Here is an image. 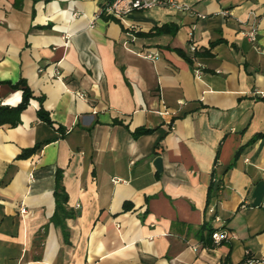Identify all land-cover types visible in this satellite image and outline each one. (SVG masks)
<instances>
[{"label":"crops","instance_id":"0c3cea01","mask_svg":"<svg viewBox=\"0 0 264 264\" xmlns=\"http://www.w3.org/2000/svg\"><path fill=\"white\" fill-rule=\"evenodd\" d=\"M107 1L0 0V105L21 102L24 79L50 119L31 99L17 126H0V264L263 257L264 0H176L190 11L122 21L102 13ZM164 26L175 30L155 33ZM57 170L66 234L51 221ZM208 220L228 240L203 245Z\"/></svg>","mask_w":264,"mask_h":264},{"label":"trees","instance_id":"16d2710c","mask_svg":"<svg viewBox=\"0 0 264 264\" xmlns=\"http://www.w3.org/2000/svg\"><path fill=\"white\" fill-rule=\"evenodd\" d=\"M174 30L175 28L164 26L160 28L159 30H156L155 33L164 32V31L173 32ZM185 59L188 61L189 64L192 63L189 58L185 57ZM12 88L20 90L22 92V99H21V102L15 107L0 105V126L2 125H10L11 127L17 126L20 123L21 112L27 108L31 99H37L40 103V107L37 111L38 117L50 123L49 115L42 107L43 98L35 97L33 94V91L31 90V88L28 86L27 82L24 79H20L17 83L12 85ZM150 132H152V130L145 129V128H139L134 131L133 135L135 137H138L140 135L149 134ZM257 137H260V136H257ZM42 145H43L42 143L35 144L31 148H26L22 150L21 154L18 155L17 159L19 160L28 159L29 157L34 155L36 152H38L41 149ZM217 190H218L217 186H215L214 184L210 185L208 192H207L206 210L209 208L210 204L216 197ZM54 198H55V211L51 218V221L53 222V224L60 226L63 232L66 234L67 232L65 229V220L67 218L73 217L74 213L72 212V210H69L67 208V195L62 185V173L60 170H57L55 174ZM129 208H130L129 204L125 203L123 205V209L125 211L129 210ZM214 231L215 230L209 220L207 222H204L199 232V234L201 235L200 239L203 245L205 246L213 245L212 234Z\"/></svg>","mask_w":264,"mask_h":264},{"label":"built area","instance_id":"2783aa9c","mask_svg":"<svg viewBox=\"0 0 264 264\" xmlns=\"http://www.w3.org/2000/svg\"><path fill=\"white\" fill-rule=\"evenodd\" d=\"M156 7H171L179 11H190V7L186 4L178 3L176 0H108L102 9V13L108 15L111 18L117 20H124L129 14L135 11H144ZM247 40L255 42L257 39V26L252 24L248 31L244 33ZM190 51L195 52L196 47L194 45L190 46ZM146 58H153L151 54H146ZM197 76L200 75L198 70L195 71ZM263 95V94H261ZM264 96V95H263ZM117 180L115 179L114 182ZM24 212V210H22ZM208 212L213 214V208H209ZM213 221L220 223V218L218 216L213 217ZM229 235L223 229H217L212 234V239L214 244H219L222 241L228 240ZM264 263V256L261 258L248 257L245 260V264H261Z\"/></svg>","mask_w":264,"mask_h":264},{"label":"water","instance_id":"95a60500","mask_svg":"<svg viewBox=\"0 0 264 264\" xmlns=\"http://www.w3.org/2000/svg\"><path fill=\"white\" fill-rule=\"evenodd\" d=\"M154 166L158 172L162 171L163 164H162V159L160 157L155 158L154 160Z\"/></svg>","mask_w":264,"mask_h":264}]
</instances>
